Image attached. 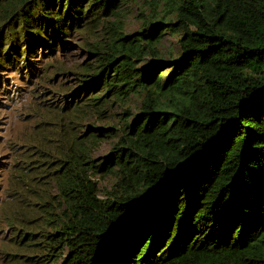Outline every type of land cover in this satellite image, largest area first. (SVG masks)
Returning <instances> with one entry per match:
<instances>
[{"label":"trees","instance_id":"trees-1","mask_svg":"<svg viewBox=\"0 0 264 264\" xmlns=\"http://www.w3.org/2000/svg\"><path fill=\"white\" fill-rule=\"evenodd\" d=\"M123 1L0 0V76L31 77L46 59L41 69L80 83L59 110L29 95L27 115L44 127L20 137L29 160L18 170L46 177L57 197L27 185L35 229L22 241L67 250L64 264H264V0H164L129 35L107 21ZM100 28L108 40L89 47L93 67L48 64ZM169 35L175 47L162 48ZM133 94L139 110L120 128L83 124ZM102 175L115 179L104 194Z\"/></svg>","mask_w":264,"mask_h":264},{"label":"rangeland","instance_id":"rangeland-1","mask_svg":"<svg viewBox=\"0 0 264 264\" xmlns=\"http://www.w3.org/2000/svg\"><path fill=\"white\" fill-rule=\"evenodd\" d=\"M162 1L164 2V0H124L116 15L108 17L107 21L110 24L115 23L114 26L120 28L124 35L141 32L144 23L164 13ZM106 40L108 38L102 28L96 33L79 34L72 41V45L67 47L68 49H59L55 55L49 56L48 64L60 65L66 71L81 67L90 69L95 65L96 58L89 54V47L97 44L105 45ZM175 41L173 36L164 37L161 47L174 48ZM46 61L41 59L40 64L36 65L38 69L31 71L33 75L31 77L27 75L25 78L23 72L15 70H8L4 72V76H0V264H64L67 254V250L60 251V247L55 249L45 247L49 251L40 252L39 247H27L25 244L27 240L21 239L24 232L35 229L24 222L25 219L29 220L30 216V211L26 207L30 198V194H25L27 185L30 184L39 192L51 194L50 197H57L56 191L52 185L49 186L50 181L46 177L34 178L37 175L34 170H18L29 160L22 147L27 140L22 141L20 137L26 135V131L35 132V125L39 122V128L44 127L41 118L27 115L30 111L28 106L33 103V98L29 95L35 96L36 102L47 99L48 103L52 102V106L59 110L60 106L64 108L67 106L66 102L71 99L70 93L80 84L77 77L71 74L62 75L50 66L41 69ZM167 73L164 72L163 77H166ZM65 94H67L66 99L62 97ZM140 101V94H133L122 101L112 99L106 105V118L101 120L92 118L83 124L120 128L123 123L122 113L126 110L133 114L137 113ZM30 112L34 113L33 110ZM47 118L49 119V116ZM83 128L82 126V130ZM115 140L113 136L103 138L93 149V157L100 159L106 155ZM15 143L19 148L14 152L11 148H14ZM93 180L97 182L100 194L110 191L115 183L113 176L102 175L94 177ZM30 202L36 200L32 199ZM33 249H37L38 253H34Z\"/></svg>","mask_w":264,"mask_h":264},{"label":"water","instance_id":"water-1","mask_svg":"<svg viewBox=\"0 0 264 264\" xmlns=\"http://www.w3.org/2000/svg\"><path fill=\"white\" fill-rule=\"evenodd\" d=\"M137 220H130L126 224H124L122 227L120 226L117 230L118 232L113 235V238H118L127 231H129L135 224Z\"/></svg>","mask_w":264,"mask_h":264}]
</instances>
